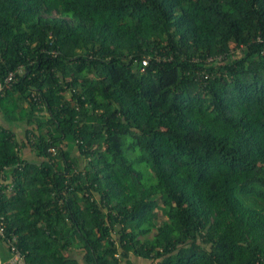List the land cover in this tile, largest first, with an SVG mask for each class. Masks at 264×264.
Here are the masks:
<instances>
[{"label":"trees","instance_id":"16d2710c","mask_svg":"<svg viewBox=\"0 0 264 264\" xmlns=\"http://www.w3.org/2000/svg\"><path fill=\"white\" fill-rule=\"evenodd\" d=\"M0 83L24 264H264V0H0Z\"/></svg>","mask_w":264,"mask_h":264},{"label":"built area","instance_id":"2783aa9c","mask_svg":"<svg viewBox=\"0 0 264 264\" xmlns=\"http://www.w3.org/2000/svg\"><path fill=\"white\" fill-rule=\"evenodd\" d=\"M148 62V57H143L141 59L142 65H146ZM143 69V67H141ZM21 70V68H19ZM14 71H10L8 75L4 78V82L10 81L12 77L14 76ZM2 87V83H0V88ZM8 188H11V186H8ZM0 236L1 237H7L8 239V250H9V256L5 261H3L1 264H24V255L20 251V249L16 246V243H14L17 239L16 235H11L8 237V233L6 232V223L4 220V216L0 214Z\"/></svg>","mask_w":264,"mask_h":264},{"label":"crops","instance_id":"0c3cea01","mask_svg":"<svg viewBox=\"0 0 264 264\" xmlns=\"http://www.w3.org/2000/svg\"><path fill=\"white\" fill-rule=\"evenodd\" d=\"M8 255H9V253H8L6 247L1 246V244H0V264L7 259Z\"/></svg>","mask_w":264,"mask_h":264},{"label":"rangeland","instance_id":"374dc122","mask_svg":"<svg viewBox=\"0 0 264 264\" xmlns=\"http://www.w3.org/2000/svg\"><path fill=\"white\" fill-rule=\"evenodd\" d=\"M0 242H1V241H0ZM0 244H1V246L6 247V245L3 244L2 242H1ZM6 249H7V247H6ZM7 251H8V249H7ZM8 253H9V251H8ZM8 256H9V255H8Z\"/></svg>","mask_w":264,"mask_h":264}]
</instances>
